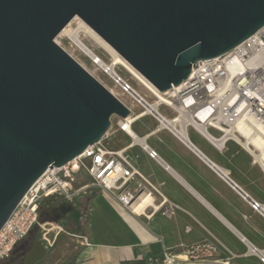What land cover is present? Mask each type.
I'll list each match as a JSON object with an SVG mask.
<instances>
[{
  "label": "water",
  "instance_id": "water-1",
  "mask_svg": "<svg viewBox=\"0 0 264 264\" xmlns=\"http://www.w3.org/2000/svg\"><path fill=\"white\" fill-rule=\"evenodd\" d=\"M76 17L164 93L263 28L264 0H0V230L48 168L130 114L56 44ZM44 255L34 240L25 264Z\"/></svg>",
  "mask_w": 264,
  "mask_h": 264
},
{
  "label": "built area",
  "instance_id": "built-area-1",
  "mask_svg": "<svg viewBox=\"0 0 264 264\" xmlns=\"http://www.w3.org/2000/svg\"><path fill=\"white\" fill-rule=\"evenodd\" d=\"M112 80L141 108L140 113L131 115V110L122 103L130 114L125 119L116 117V128L128 135L132 144L138 138L125 128L131 130V125L139 117L150 116L156 121L158 129H166L177 137L183 132L186 137L187 130L192 128L218 150H222L227 142H234L248 152L253 164L264 173L263 166L255 158L260 150L251 143L242 145L249 138H259L264 147V27L226 54L196 63L187 79L164 93L153 88L157 95L134 79L152 102L139 95L119 76L115 75ZM160 108L169 110L172 117L167 118ZM168 123H173V126H164ZM210 131L216 132L217 136ZM106 136L67 164L48 168L30 186L0 230V264L9 259L13 250L35 228L39 230L47 225L39 220L40 203L53 196L72 202L88 189L95 188L109 195L129 214L139 216L133 206L139 203L141 196L151 198L152 193L157 192L134 168L124 150L110 151L103 146ZM143 148L149 158L157 159L155 152L146 146ZM81 175L88 179L87 183L77 184ZM135 179L142 181L143 185L131 191L129 184ZM242 196L247 199V195ZM160 205L158 211L162 216L169 217L173 207L165 201ZM249 205L264 218V208L260 204L250 200ZM147 209L148 206L145 211ZM222 250L224 248L216 242L203 241L184 247L177 254L163 249L160 255H151L141 264H235L234 256ZM252 252L255 253L254 250ZM257 255L264 264V255Z\"/></svg>",
  "mask_w": 264,
  "mask_h": 264
},
{
  "label": "crops",
  "instance_id": "crops-1",
  "mask_svg": "<svg viewBox=\"0 0 264 264\" xmlns=\"http://www.w3.org/2000/svg\"><path fill=\"white\" fill-rule=\"evenodd\" d=\"M143 117L150 116L139 117L136 121ZM151 119L156 124L154 129L141 137L134 133L141 142L132 144L129 136L112 124L106 139L120 133L129 140L110 151L124 150L134 168L157 193H152L148 209L139 216L129 214L114 201H107L106 194L100 195L95 188L88 189L89 194L79 198V206L73 203V208L82 215L89 209L92 216L88 228L90 241L85 238V244H82L87 248V259L83 264H89L102 249L122 250L124 253L118 258V261H125L122 264H141L151 255H160L163 249L177 254L184 247L203 241L218 243L224 248L223 253L234 256L235 264H262L257 254L264 255V218L249 205L252 200L264 208L261 168L254 165L248 152L234 142H227L222 150H218L192 128L182 140L166 129H158L156 121ZM190 130L208 146L202 148L193 143ZM143 146L155 152L157 159L149 158ZM141 185L143 182L135 179L129 189L137 190ZM243 194L247 195L246 200ZM162 201L173 207L169 217L158 211ZM105 217L118 223L113 225L111 220L107 225ZM100 221L103 225H99ZM109 227L122 230L125 236L133 239H124L123 244L99 241L101 230ZM59 235H54L53 239ZM184 236L193 239L185 245ZM178 247L182 249L176 251Z\"/></svg>",
  "mask_w": 264,
  "mask_h": 264
},
{
  "label": "rangeland",
  "instance_id": "rangeland-1",
  "mask_svg": "<svg viewBox=\"0 0 264 264\" xmlns=\"http://www.w3.org/2000/svg\"><path fill=\"white\" fill-rule=\"evenodd\" d=\"M80 23H83L88 30L93 32L84 22H82L79 18H74L72 21L68 23L66 27L70 31L77 30L80 26ZM65 27V28H66ZM64 28V29H65ZM94 33V32H93ZM80 40L83 44L88 47L99 59H101L104 63L110 64L111 57L109 54L101 47V45L87 32V30H79L78 34ZM56 44L66 52L72 59H74L87 73H89L94 79H96L102 86H104L108 91H110L114 96H116L121 103H123L126 107L131 110V115H137L141 112V108L137 106L127 95L123 94L118 87L114 83L112 79H110L105 73H103L97 65H95L90 59L81 54L64 36H60V34L55 38ZM116 74L122 78L126 83H128L133 90H135L139 95L144 97L148 102H152V99L148 96L147 92L128 74L126 71L121 69L120 67H116ZM160 112L167 116V118L172 117V113L165 109L160 108ZM117 118H111V124L115 125ZM156 126L155 122L150 117H143L136 121L132 126L131 130L138 137L143 136L148 133ZM212 135H215L212 131H210ZM189 137L193 143L198 145L199 147L206 148L208 145L197 135L194 136L192 131H189ZM129 143V140L125 139L120 133L115 136L110 137L109 139H105L103 141V146L106 149H115L124 144ZM233 146L232 143L229 144ZM88 179L81 175L77 179V184L87 183ZM100 195H104L102 191L98 192ZM89 193L86 191L83 194H80L76 198H74L73 203L75 206L80 205V197L87 196ZM104 198L108 201H114L109 195L104 196ZM108 198V199H107ZM110 202V201H109ZM115 202V201H114ZM74 205L72 207H75ZM116 215L117 213L114 212ZM64 218V217H63ZM107 219V225L111 222L110 218L105 217ZM95 221V219H94ZM113 225L117 224V220H112ZM81 227L79 229H75L72 225V222L68 220V218L60 219L56 223H51L45 225L42 229H39L35 232V239L40 243V245L45 249V255L36 262V264H83L87 259V248L82 244H85V238L89 242V233L88 228L92 223V216L88 210L83 211V215L80 219ZM95 222L94 224H97ZM103 225V221L99 222ZM66 227H69L72 232L76 230V235L70 234L66 231ZM63 230V232L60 231ZM60 234L57 239H53L54 235ZM99 241L107 242L111 240L115 244H123L124 239H128L131 241L133 239L130 236H125V233L121 231H116L113 228H103L99 233ZM127 237V238H126ZM183 243L187 245L192 241V237H183ZM182 248L178 247L176 251H180ZM124 252L120 251H110L107 249H102L100 255L93 258L89 264H122L125 261H118V258L122 256Z\"/></svg>",
  "mask_w": 264,
  "mask_h": 264
},
{
  "label": "bare ground",
  "instance_id": "bare-ground-1",
  "mask_svg": "<svg viewBox=\"0 0 264 264\" xmlns=\"http://www.w3.org/2000/svg\"><path fill=\"white\" fill-rule=\"evenodd\" d=\"M87 30L88 33L101 45V47L109 54L111 57V63L106 64L101 59H99L88 47H86L83 42L80 40L78 34L79 30ZM60 36L66 37V39L71 43L72 46H74L81 54H83L85 57L90 59L97 67L105 73L110 79H114L116 74V67H120L126 73L131 75L134 79H136L138 82L143 84L145 87L151 89L155 94L157 92L153 89V87L142 77L140 74H138L131 66H129L124 60H122L114 50L108 46L96 33L91 32L88 30V28L83 24L80 23V26L77 30L70 31L68 27L62 30L60 33ZM118 76V75H117ZM158 95V94H157ZM164 126H173V123L164 124ZM176 128V127H175ZM129 134H132L131 130H129L128 127L125 128ZM244 136H247L244 134ZM178 137L182 140H184L185 134L182 132L178 134ZM136 142H141L138 140H135ZM251 143L256 149L260 150L259 155H255V158L258 162L261 163V165L264 168V147L263 142L259 138H249L245 143L243 142L242 145L246 146L247 144ZM139 144V143H138ZM142 144V143H141ZM228 174V173H227ZM150 204V199L148 196H141L139 199V203L137 205L133 206V210L137 214H141L145 208Z\"/></svg>",
  "mask_w": 264,
  "mask_h": 264
},
{
  "label": "flooded vegetation",
  "instance_id": "flooded-vegetation-1",
  "mask_svg": "<svg viewBox=\"0 0 264 264\" xmlns=\"http://www.w3.org/2000/svg\"><path fill=\"white\" fill-rule=\"evenodd\" d=\"M72 206L73 201L66 202L62 197L57 195L45 199L40 203L39 220L46 224L56 223L58 220L65 218L70 220L74 209ZM37 230L38 228H35L27 238L13 250L9 259L2 264H25V259L32 249L33 241L36 240L34 234Z\"/></svg>",
  "mask_w": 264,
  "mask_h": 264
},
{
  "label": "trees",
  "instance_id": "trees-1",
  "mask_svg": "<svg viewBox=\"0 0 264 264\" xmlns=\"http://www.w3.org/2000/svg\"><path fill=\"white\" fill-rule=\"evenodd\" d=\"M81 217H82V214L80 213V211L74 208L72 211V215L70 217V221L72 222V225L76 230L80 228ZM65 229L68 233L76 235V230L72 232V230L69 227H66Z\"/></svg>",
  "mask_w": 264,
  "mask_h": 264
}]
</instances>
